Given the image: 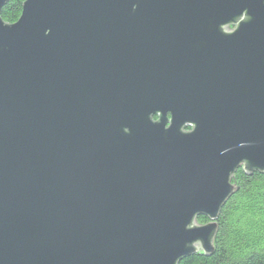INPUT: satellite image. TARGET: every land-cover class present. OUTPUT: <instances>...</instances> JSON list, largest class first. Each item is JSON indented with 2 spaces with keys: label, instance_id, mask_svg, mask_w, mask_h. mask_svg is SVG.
<instances>
[{
  "label": "water",
  "instance_id": "water-1",
  "mask_svg": "<svg viewBox=\"0 0 264 264\" xmlns=\"http://www.w3.org/2000/svg\"><path fill=\"white\" fill-rule=\"evenodd\" d=\"M7 1L0 264L210 253L234 172H264V0Z\"/></svg>",
  "mask_w": 264,
  "mask_h": 264
},
{
  "label": "trees",
  "instance_id": "trees-1",
  "mask_svg": "<svg viewBox=\"0 0 264 264\" xmlns=\"http://www.w3.org/2000/svg\"><path fill=\"white\" fill-rule=\"evenodd\" d=\"M24 0H8L1 17L12 23L21 14ZM236 190L221 206L216 219L213 249L194 252L178 264H264V172H234ZM205 221L203 215L197 217Z\"/></svg>",
  "mask_w": 264,
  "mask_h": 264
},
{
  "label": "flooded vegetation",
  "instance_id": "flooded-vegetation-1",
  "mask_svg": "<svg viewBox=\"0 0 264 264\" xmlns=\"http://www.w3.org/2000/svg\"><path fill=\"white\" fill-rule=\"evenodd\" d=\"M169 115V114H168ZM166 126H168V124H166ZM192 127L191 126H188L187 128H185L186 130H190ZM203 218L205 221H202V220H198L200 223H205L208 221V218L206 216L203 215ZM198 219V218H197Z\"/></svg>",
  "mask_w": 264,
  "mask_h": 264
},
{
  "label": "rangeland",
  "instance_id": "rangeland-1",
  "mask_svg": "<svg viewBox=\"0 0 264 264\" xmlns=\"http://www.w3.org/2000/svg\"><path fill=\"white\" fill-rule=\"evenodd\" d=\"M186 130V129H185Z\"/></svg>",
  "mask_w": 264,
  "mask_h": 264
}]
</instances>
